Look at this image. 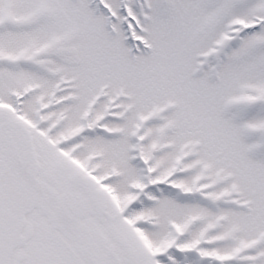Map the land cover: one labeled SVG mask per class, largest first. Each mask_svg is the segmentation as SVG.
<instances>
[{
  "label": "snow or ice",
  "instance_id": "6c2138e0",
  "mask_svg": "<svg viewBox=\"0 0 264 264\" xmlns=\"http://www.w3.org/2000/svg\"><path fill=\"white\" fill-rule=\"evenodd\" d=\"M0 264H264V0H0Z\"/></svg>",
  "mask_w": 264,
  "mask_h": 264
}]
</instances>
